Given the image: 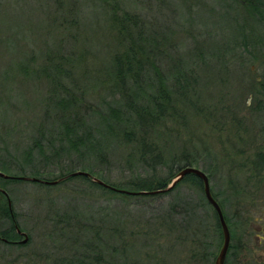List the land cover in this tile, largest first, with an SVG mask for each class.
<instances>
[{"label": "rangeland", "instance_id": "rangeland-1", "mask_svg": "<svg viewBox=\"0 0 264 264\" xmlns=\"http://www.w3.org/2000/svg\"><path fill=\"white\" fill-rule=\"evenodd\" d=\"M250 1L0 0V158L9 167L0 171L30 176L39 169L38 178L58 179L54 164L32 148L39 127L52 129L44 105L51 91L66 88L78 110H94L99 122L121 108L113 61L127 59V47L163 75L181 63L191 92L170 94V111L180 114L145 139L176 155L200 153L193 166L208 172L238 246L224 264H253L264 231V6L251 14L244 8ZM148 77L144 87L153 82L149 70ZM98 144L107 159L90 165L94 176L122 185L167 176L163 166L130 157L131 146L115 137L99 136ZM4 180L28 241H0V264H68L83 256L91 230L99 231L103 264H213L219 250L212 211L194 180L131 203L79 177L54 185ZM4 204L0 196V230L10 227Z\"/></svg>", "mask_w": 264, "mask_h": 264}, {"label": "trees", "instance_id": "trees-1", "mask_svg": "<svg viewBox=\"0 0 264 264\" xmlns=\"http://www.w3.org/2000/svg\"><path fill=\"white\" fill-rule=\"evenodd\" d=\"M263 6L264 4L261 1L251 0L244 8H248V11L251 14L255 12L259 15ZM137 50L139 51L140 48ZM143 59L147 58H139L134 47H127V59H122L120 56L115 57V60L113 61V72H115V76L121 87V99L117 103L121 108H110L107 114L111 115L112 118L102 115L101 120L96 122L93 118L94 110L91 109V112H86V114L81 113L77 108L78 101L76 96L70 94L66 88H63L60 91L54 90L50 92L44 105L45 113L52 121V129L45 133L39 127L36 131L37 136L32 140V148H34V150L36 149L37 152L44 156H42L45 159L43 162L47 161L48 163L50 162L51 164H54L53 170L58 171V178L64 177L63 179H67L79 177L92 185L103 188L110 195L121 198L123 202L127 201L128 203L134 202V200H147L146 198L154 195L122 193L99 185L87 176L71 175V173L76 170H85L92 174L93 172L89 168L90 165L107 159V151L102 149L98 144L99 136L102 137L104 141L108 140V136H111L112 138L115 137L121 143L130 145V157H139V162L144 166H151L153 170L159 167V165L166 168L167 176L164 178H158L155 181L148 178L138 179L137 181H129L127 185L115 184L98 177L105 183L116 188L133 192L161 189L167 186L182 167L188 165L193 166V163L197 162L198 156L200 155L197 151L194 156H191L189 152L181 149L180 153L176 155L161 147L152 139L146 141L145 138L149 136V133L160 126V121H163L167 117H173L174 115L172 114H180L178 111H175V109L170 111L173 108L172 102L170 101V94L172 95L174 92L179 94L184 93V98H187L185 93L191 92L190 86L192 84L189 83V78L186 76V72L181 63L175 65V70L169 71L168 75H163L160 68L153 60L150 61ZM61 68L62 67L59 65H54L55 70L61 71ZM148 70L152 75L153 82L152 85L146 84L148 87H144L142 84L144 82L140 80H142V78L145 80L150 79L148 77ZM190 79L193 83H196L197 81L195 77H191ZM130 81L134 82L132 88ZM261 86H264L263 82H261ZM192 107L193 106L191 105L189 106V108ZM93 120L96 122V125L93 123ZM98 127L99 129H97ZM104 133L108 135H101ZM46 151L48 153H46ZM132 161V158L128 159V162ZM1 169L8 170L9 167L5 161L0 158V170ZM203 171L206 174L208 173L206 170ZM12 173L13 172L5 173L13 177L4 179L25 181L16 178L23 176L18 174L19 172H15V174ZM39 173V169H34L33 174L30 176L38 178L37 175ZM4 179L0 177V180L2 181H0V187L2 189H4L3 183L6 182ZM188 180H194L203 192L202 181L192 174L184 176L169 191L174 190L181 183ZM30 182L44 184L36 181ZM160 194L161 193H156L155 195ZM212 195L222 209L221 201L217 199L213 192ZM0 196L5 197L7 201V197L1 191ZM201 200L212 211L214 222L211 231H213L214 234L216 233V248H220L222 243V232L218 217L205 196L202 197ZM2 210L6 215L9 213L10 227L7 230H0V241L4 242L3 245L6 246L16 244L25 245L17 242L20 235L16 233L15 225L18 227L19 225L13 213L12 218L8 204L7 206L4 204ZM222 212L231 236L228 251L235 249L234 253H236L238 246L231 244V240L234 238V231L230 227V221L224 214L223 209ZM90 232L92 238L86 242L88 234H85L84 239L86 240L80 248L81 252H83V256L80 257V253L78 257L73 259V261L68 260V264H103L102 254L96 250L97 241L95 239L99 236V231L91 230ZM2 238L6 240H3ZM208 244L212 246L213 241H210ZM215 257L216 253L214 259Z\"/></svg>", "mask_w": 264, "mask_h": 264}, {"label": "water", "instance_id": "water-1", "mask_svg": "<svg viewBox=\"0 0 264 264\" xmlns=\"http://www.w3.org/2000/svg\"><path fill=\"white\" fill-rule=\"evenodd\" d=\"M188 174L195 175L197 178H199L202 181L204 196H205L206 200L208 201V203L213 207V209H214V211L218 217V221H219V224L221 227V232H222V243H221V246H220V248L216 254V257L214 259L213 264H224V261H225V258H226V255H227V252L229 249V245H230V239H231L230 230H229V227L225 221V218H224V215H223V212H222L220 205L218 204L217 200L212 195L209 178H208L207 174L202 169L195 167V166H192V165L184 166L175 174V176L171 179V181L167 184L166 187L161 188V189L151 190V191H144L143 190V191H136V192L128 191L125 189H120V188H116L114 186H111V185L105 183L103 180H101L97 176H94L93 174H91L85 170H76V171H73L71 173V175L87 176L93 182H95L99 185H102V186L109 188L111 190H114V191L127 193V194L128 193H131V194L164 193V192L171 190L175 186L176 183H178L184 176H186ZM0 177L9 178V177H13V176L7 175L4 172L0 171ZM16 178H20V179L25 180V181H36V182H41V183L48 184V185H54V184H57L60 180H62L64 177L54 179V180H46V179H41V178L23 175V176H19ZM0 191L7 197V204H8L11 216L13 218L12 209H11V201L8 198L7 192L4 189H2L1 187H0ZM15 231L18 235L22 236V238L20 240H18L17 242L20 244H25L28 241V235L24 231H22L17 225H15ZM2 239L6 240L4 238H2Z\"/></svg>", "mask_w": 264, "mask_h": 264}, {"label": "flooded vegetation", "instance_id": "flooded-vegetation-1", "mask_svg": "<svg viewBox=\"0 0 264 264\" xmlns=\"http://www.w3.org/2000/svg\"><path fill=\"white\" fill-rule=\"evenodd\" d=\"M262 232L263 235H256L258 238L257 245L261 246L256 250L255 261L253 264H264V231Z\"/></svg>", "mask_w": 264, "mask_h": 264}]
</instances>
